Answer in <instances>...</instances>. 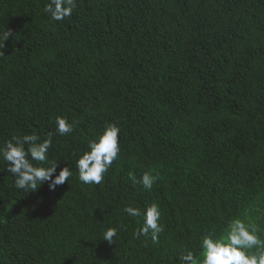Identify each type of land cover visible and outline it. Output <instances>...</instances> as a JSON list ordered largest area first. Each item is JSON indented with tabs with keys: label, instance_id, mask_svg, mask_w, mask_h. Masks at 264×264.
I'll return each instance as SVG.
<instances>
[{
	"label": "trees",
	"instance_id": "obj_1",
	"mask_svg": "<svg viewBox=\"0 0 264 264\" xmlns=\"http://www.w3.org/2000/svg\"><path fill=\"white\" fill-rule=\"evenodd\" d=\"M48 2L0 0V145L51 132L56 175L73 174L25 192L0 160V264H180L236 217L264 239V0H77L60 21ZM112 123L119 158L84 184L76 161ZM153 202L156 243L124 211Z\"/></svg>",
	"mask_w": 264,
	"mask_h": 264
},
{
	"label": "clouds",
	"instance_id": "obj_2",
	"mask_svg": "<svg viewBox=\"0 0 264 264\" xmlns=\"http://www.w3.org/2000/svg\"><path fill=\"white\" fill-rule=\"evenodd\" d=\"M77 6V0H49L44 11L53 21L63 20L71 16ZM12 33H0V50L4 49L5 42ZM3 54V51H0ZM56 132L59 135L70 134L74 124L66 117H56ZM120 127L109 124L103 133L89 142V150L76 161L79 180L87 185H99L104 175L120 155ZM27 145V147H26ZM53 145V134L50 132L46 139L33 133L22 137L13 135L3 145H0V160L6 162V169L15 177V187L25 192L37 191L42 184L48 182L49 190L55 191L72 176V167L69 164L63 167L56 175L59 163L49 160V150ZM35 162V163H34ZM47 165V166H45ZM133 183H141L147 190H151L157 182L158 176L145 172L137 180L132 177ZM124 211L132 217H141L142 226L136 231L137 237H147L151 234L154 243L158 242L164 231L161 223L162 210L158 203L153 202L141 210L128 206ZM118 227H109L102 233L104 241L114 244V237L118 235ZM201 257L192 251L184 250L178 257L180 264H264V239L261 238L257 227L246 219L233 218L228 222L222 234L210 232L202 237L200 244Z\"/></svg>",
	"mask_w": 264,
	"mask_h": 264
}]
</instances>
